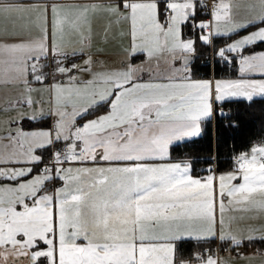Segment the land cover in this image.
<instances>
[{
  "label": "crops",
  "instance_id": "crops-1",
  "mask_svg": "<svg viewBox=\"0 0 264 264\" xmlns=\"http://www.w3.org/2000/svg\"><path fill=\"white\" fill-rule=\"evenodd\" d=\"M160 1L0 0V178L39 173L38 167L50 156L51 147L69 141L86 155L79 163L59 165L48 173L50 177L36 197L28 198V206L54 208V214L58 208L63 213L69 212L67 208L74 210L86 237L88 232L101 229L102 236L96 234L91 240L127 243L134 247L135 261L139 251L144 254L136 247L160 243L158 246L168 247L171 254L167 259L172 258L173 264H221L216 254L196 263L176 261L179 239L222 236L220 231L215 233V227L219 228L213 225L210 211L203 220L199 216L205 215L201 201L206 197L210 207L217 203L216 184L215 191L205 194L192 189L190 183L203 180L207 173L195 175L190 160L172 159L170 146L199 136L203 122L213 116L222 100L264 96V49L240 55L246 44L235 50L223 47L220 54L228 50L238 55L234 78H196L189 63H184L188 68L180 75L168 76L173 67L179 68V55L195 54L193 42L182 36L181 25L200 6L197 0ZM234 8L248 19L231 22ZM162 9L171 10L170 17L162 19L164 24L159 22ZM262 20L264 0H217L211 32H202L201 39L210 45L214 37ZM172 31L175 38L169 47L166 33ZM181 42L175 56L159 54L168 57L166 64L156 59L159 65L146 66L153 52L169 51ZM135 54L141 57L133 60ZM73 83L101 84L103 88L94 93L87 90L90 96L82 100L84 106L88 102L87 108L62 118L66 105L61 98L72 100L78 92L68 88ZM94 97V101L100 97L107 102L106 109L86 118L84 126L74 131L78 117L93 109ZM42 118H48L47 124L30 125ZM245 163L242 161L240 168H244L243 175ZM2 166L9 168L5 171ZM68 190L70 202L66 199ZM102 213H111V220L121 221L126 229H103L107 222L99 218ZM95 223L101 227L86 228ZM224 237L231 240L230 235ZM72 238L65 235L66 240ZM236 250L238 260L252 256L251 250ZM230 253L228 250L226 255ZM35 261L30 249L20 242L0 245V264Z\"/></svg>",
  "mask_w": 264,
  "mask_h": 264
},
{
  "label": "rangeland",
  "instance_id": "rangeland-1",
  "mask_svg": "<svg viewBox=\"0 0 264 264\" xmlns=\"http://www.w3.org/2000/svg\"><path fill=\"white\" fill-rule=\"evenodd\" d=\"M216 1L214 0L215 3ZM230 19L231 22H234L235 20L248 19V17L242 15L239 8H234L231 10ZM159 22L161 24L163 23L160 18ZM199 23L203 25L202 21ZM166 34L170 36L171 44H168L170 47L175 38V36L171 35L175 33L172 31ZM263 38L264 27L259 26L258 29L253 28L233 37L225 47L235 50L237 46L240 47L241 43H243L241 46L245 44L249 45L253 43L251 41L261 40ZM182 45L181 42L179 46H175L169 51L164 48L162 52H153L151 57L148 58L146 66L149 65L148 63H155L153 67L159 65L155 62L156 59L160 64H166L171 53L175 56V51L179 50ZM222 50L223 47L219 48L218 52ZM160 53L167 55V59L159 55ZM184 56L183 54L178 56L180 70L177 67H173V70L168 73V76L172 74L180 75L184 69L188 68L183 62ZM127 62H130V60H127ZM68 88L72 89V91L77 89L78 92L73 95L72 100L68 99L69 96L61 98L64 101V105H66L62 107V118L66 119L73 116L74 111L87 108L88 102L85 103L86 107L82 102V100H88V96H90L87 94V90L92 89V93H94L96 89L103 87L101 84L92 85L90 83L85 85L84 83H78L76 85L73 83ZM94 100L95 97L92 100L94 104L93 109L103 103L100 97L96 101ZM74 122H76V119L70 121L69 125ZM68 130L70 131V128ZM73 134L75 135L74 132ZM77 150L83 151L82 155H86L84 149L78 148ZM250 157L252 160H248ZM242 160L246 162L245 167L247 171L245 175H243L244 171H242L244 168L242 167V170L240 169L241 165L222 172L212 170L202 177L203 180H193L190 183L192 189L197 188L198 193L202 194L208 193L211 190L215 191L216 184L218 190L217 203L215 201L213 202L211 211L209 199L206 197L205 201H201V203L203 202L205 204V215L201 216L199 215L200 213L197 215L203 220V218L209 217L211 213L213 225L219 228L218 230L215 227V233L220 231L222 236L220 239L229 238L224 236L230 235V245L248 242L247 240L251 239H261L260 243L264 241V143L253 145L248 152L242 154ZM80 161H82V157L79 158L77 156L76 159L71 160V163H79ZM249 161L252 164H248L247 162ZM2 167L5 171L9 168V166ZM20 169L22 168L20 167ZM15 176V178L9 176L8 178H0V245L7 242L11 244L20 242L26 248L30 249L32 256L37 260L43 258L46 261L45 264H173L172 258L167 259L171 254L170 251H167L168 247L158 246L160 243L155 246L136 247L138 250H142L144 254L139 251V259L135 261L134 247L131 245L126 246L127 243H116V238H112L113 241H116V244L114 243L115 245L103 244L100 239L91 240L94 239L96 234L98 238L99 235L102 236L103 231L101 229L99 231L88 232L86 237L80 231L79 217L75 214L74 210L67 208L69 212L63 213L58 208V212L54 214V208L44 209L38 203L37 205L39 206H28V198L32 199L34 196L36 197L37 191L40 190L50 175L39 171V173L24 175V177L20 174ZM169 195H171V192H169ZM194 195L192 193V196ZM71 198V192L68 190L66 199L70 202ZM190 198L193 197L190 196ZM36 200L38 199L36 198ZM46 204V206H50L49 202ZM66 204L70 206L71 203ZM61 207H64V205H61ZM202 207L204 206L202 205ZM197 215L192 216L196 217ZM99 218H103L107 222L103 229L108 232L113 229L116 230V228L120 229V227L125 228L126 225L121 221L111 220V213L99 214ZM100 227L101 224L95 223V225L90 224L86 228ZM206 228H209L207 223ZM115 232L117 234V231ZM65 235L72 236L73 238L66 240ZM158 235L160 234L155 236ZM21 236L23 237L21 238ZM77 238H82L83 240L76 241ZM112 239L110 237V240ZM236 253L237 251L233 250L230 255H226V253L220 254L221 264H264V249L262 251L251 249L249 254H252V256H244L242 260L237 259L238 257L236 256L239 253L237 255ZM215 254L219 255L218 252ZM207 261L211 263L213 260L210 259ZM201 264H204V261H201ZM205 264L208 263L206 262Z\"/></svg>",
  "mask_w": 264,
  "mask_h": 264
},
{
  "label": "trees",
  "instance_id": "trees-1",
  "mask_svg": "<svg viewBox=\"0 0 264 264\" xmlns=\"http://www.w3.org/2000/svg\"><path fill=\"white\" fill-rule=\"evenodd\" d=\"M202 10L201 6L198 7L193 16L181 25L183 38L193 42L194 51L197 54L190 63L191 74L196 78L209 77L210 75L217 78H234L237 76L236 66H227L226 56L230 52L225 50V53L220 54L218 49L225 47L238 34L258 26H264V20L251 23L231 34L214 37L211 46L214 62L211 66L206 62L210 46L209 43L201 39L202 30L198 26L204 16ZM164 13L165 10L162 9L160 12L161 20ZM262 49H264V38L245 45L240 54ZM139 57H141L140 54H135L132 59L135 60ZM231 60L236 64V56ZM106 107L107 102L101 103L78 117L77 122L99 115ZM47 122L48 118H42L32 121L30 125H45ZM202 127V133L199 136L171 144L170 157L175 160H190L192 172L195 175L206 172L203 169L206 167H209L210 171L215 168L217 172L229 170L234 167V162L240 155L248 152L253 145L264 143V96L251 99L230 98L222 100L217 103L213 116L205 120ZM260 240L251 239L248 242L230 245L229 239H216L215 237L179 239L176 243V261L196 263L204 260L206 251L210 253V257H213L216 252L220 255L225 254L228 250L237 251L236 248L244 250L241 252L251 249L262 251L264 241L260 243ZM45 263L46 261L40 258L33 264Z\"/></svg>",
  "mask_w": 264,
  "mask_h": 264
},
{
  "label": "built area",
  "instance_id": "built-area-1",
  "mask_svg": "<svg viewBox=\"0 0 264 264\" xmlns=\"http://www.w3.org/2000/svg\"><path fill=\"white\" fill-rule=\"evenodd\" d=\"M214 0H201V6L203 8V12L205 14V20L209 21L210 19V10L213 7ZM167 18V15L164 16ZM208 29V26L205 28ZM206 62L212 65L213 63V54L212 52H208L206 56ZM232 63L228 62V66H231ZM83 126L82 123L78 124L75 129H79ZM83 151L73 150L68 143H61L57 145L53 149L52 156L50 157L49 161L46 162L42 167L41 170L44 172H49L53 166L57 164L66 165L71 163V160L77 158V156L82 157Z\"/></svg>",
  "mask_w": 264,
  "mask_h": 264
},
{
  "label": "water",
  "instance_id": "water-1",
  "mask_svg": "<svg viewBox=\"0 0 264 264\" xmlns=\"http://www.w3.org/2000/svg\"><path fill=\"white\" fill-rule=\"evenodd\" d=\"M194 54H187L183 58L184 63H189L193 60ZM229 57H233V55H229Z\"/></svg>",
  "mask_w": 264,
  "mask_h": 264
}]
</instances>
